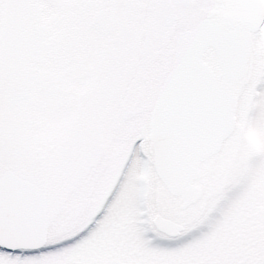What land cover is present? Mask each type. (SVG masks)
<instances>
[{
    "label": "snow or ice",
    "instance_id": "snow-or-ice-1",
    "mask_svg": "<svg viewBox=\"0 0 264 264\" xmlns=\"http://www.w3.org/2000/svg\"><path fill=\"white\" fill-rule=\"evenodd\" d=\"M0 264H264V0H0Z\"/></svg>",
    "mask_w": 264,
    "mask_h": 264
}]
</instances>
